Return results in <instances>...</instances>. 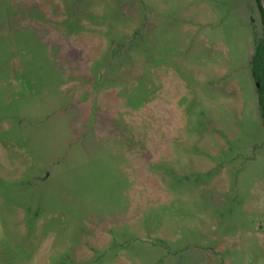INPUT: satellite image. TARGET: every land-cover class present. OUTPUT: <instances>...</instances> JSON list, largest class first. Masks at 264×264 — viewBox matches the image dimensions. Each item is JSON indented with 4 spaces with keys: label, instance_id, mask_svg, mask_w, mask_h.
Wrapping results in <instances>:
<instances>
[{
    "label": "rangeland",
    "instance_id": "obj_1",
    "mask_svg": "<svg viewBox=\"0 0 264 264\" xmlns=\"http://www.w3.org/2000/svg\"><path fill=\"white\" fill-rule=\"evenodd\" d=\"M255 0H0V264H264Z\"/></svg>",
    "mask_w": 264,
    "mask_h": 264
},
{
    "label": "trees",
    "instance_id": "obj_2",
    "mask_svg": "<svg viewBox=\"0 0 264 264\" xmlns=\"http://www.w3.org/2000/svg\"><path fill=\"white\" fill-rule=\"evenodd\" d=\"M260 12L262 33L257 39L251 58V72L256 84L257 100L264 125V7L261 0H255Z\"/></svg>",
    "mask_w": 264,
    "mask_h": 264
},
{
    "label": "water",
    "instance_id": "obj_3",
    "mask_svg": "<svg viewBox=\"0 0 264 264\" xmlns=\"http://www.w3.org/2000/svg\"><path fill=\"white\" fill-rule=\"evenodd\" d=\"M261 2H262V5H263V7H264V0H261Z\"/></svg>",
    "mask_w": 264,
    "mask_h": 264
},
{
    "label": "crops",
    "instance_id": "obj_4",
    "mask_svg": "<svg viewBox=\"0 0 264 264\" xmlns=\"http://www.w3.org/2000/svg\"><path fill=\"white\" fill-rule=\"evenodd\" d=\"M256 41H257V39H256ZM256 43V42H255Z\"/></svg>",
    "mask_w": 264,
    "mask_h": 264
}]
</instances>
